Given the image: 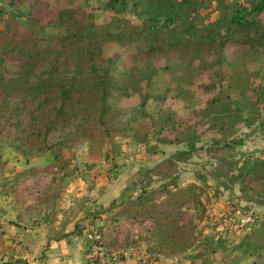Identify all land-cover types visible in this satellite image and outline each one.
<instances>
[{"label":"rangeland","instance_id":"rangeland-1","mask_svg":"<svg viewBox=\"0 0 264 264\" xmlns=\"http://www.w3.org/2000/svg\"><path fill=\"white\" fill-rule=\"evenodd\" d=\"M192 1L197 2V9L192 14L195 21L207 26L218 16L221 2L247 5L248 0ZM109 2L0 0V29L4 30L7 23H14L21 31H30L34 28L33 20L46 23L54 18L58 10L69 8L81 10L97 25L116 17L142 23L143 11L141 6L133 4L134 0H120L113 6ZM120 2L127 6L123 7ZM262 20L264 26V16ZM221 51L208 54L203 65L187 59L182 69L164 55L145 59L135 55L134 47L107 43L103 47V61L114 58L121 75H125L124 80L127 79L131 86V95L121 101V107L126 109V121L133 131L127 136H114L101 143L82 141L71 148H58V152L61 149L58 162L53 160L55 154L50 151L47 153L49 156L44 158L51 161L49 165L42 171L37 169L39 173L27 178L24 175L16 177L18 172L8 166L16 163L19 157L24 161V156L0 139V194L6 197H2L4 202L15 209H22L24 217L30 222L35 219L34 223L53 219L58 203L62 212H66L62 220L74 219L75 216L71 218L74 212L72 206L77 205L83 209L77 215L84 226L82 233L97 232L103 238L101 232L104 230L111 232L115 240L112 249L102 243L104 259L101 264L262 263L264 183L258 185L256 195H243L237 176L240 167H249L250 159L264 158V127L261 125L264 103L259 115L251 105L263 95L264 61L253 59L234 65L230 56L244 50L228 45ZM20 60L12 57L7 64L14 66ZM134 87L141 92H135ZM219 91L229 95L233 115L229 119V127L221 130L211 127L212 124L207 121L210 110L206 105L219 96ZM144 101V107H140ZM161 112L172 113L175 120L195 131L196 141L192 148L187 144L160 142L159 139L174 127L161 117ZM235 114L242 119H235ZM247 117H256L258 122L249 125L243 120ZM135 132L140 139L133 135ZM56 135H51L49 141H54ZM187 149L192 150V156L186 162L176 164L172 177L179 187L190 183L200 186L199 194L205 211L189 209L190 215H197L195 232L198 239L182 255L156 256L147 251L140 236L142 223L137 219L129 220L122 213L129 206L127 200L133 202L143 186L152 191L169 183L171 179L167 178L169 176L161 165L162 161ZM61 166L64 167L60 170ZM112 184L115 189L111 194L113 198L106 197L105 205H91L92 200ZM114 199L116 203L113 204ZM43 214L45 217H41ZM249 214L253 215V221L244 222ZM22 219L23 216H18L17 220ZM143 223L146 224V221ZM82 244L85 248L86 245ZM86 264L89 262L86 261Z\"/></svg>","mask_w":264,"mask_h":264},{"label":"trees","instance_id":"trees-1","mask_svg":"<svg viewBox=\"0 0 264 264\" xmlns=\"http://www.w3.org/2000/svg\"><path fill=\"white\" fill-rule=\"evenodd\" d=\"M119 1L110 0L109 4L113 6ZM133 4L141 6V24L116 17L97 25L81 10L69 8L58 10L46 23L33 20L34 28L30 31H21L14 23L0 29V139L13 151L26 160L51 151L55 154L53 160L58 162V148H71L82 141L101 143L133 131L126 121L127 111L121 107V101L131 95V86L114 58L103 61V47L107 43L134 47L135 55L145 59L164 55L182 69L187 59L203 65L208 54L221 53L228 45L244 50L230 56L234 65L253 59L264 61V0H248L247 5L221 2L218 16L207 26L195 21L192 14L197 2L192 0H134ZM12 57L21 60L8 66ZM133 89L141 92L138 87ZM219 92L206 105L210 110L207 121L221 130L229 127L233 115L229 95ZM262 94L251 102L258 115L264 103V90ZM160 115L175 127L160 142L192 148L195 131L175 120L170 112ZM235 117L242 119L236 114ZM243 120L249 125L258 122L256 117ZM261 125L264 127V121ZM56 133L55 140L49 141ZM133 135L141 138L136 132ZM190 156L192 150L187 149L164 159L161 165L171 179L169 183L152 191L143 186L133 202L127 200L129 206L122 214L142 223L140 236L150 254L177 257L188 252L198 239L197 215H190L189 209L205 211L200 186L190 183L179 187L172 177L176 164L186 162ZM250 161L249 167L239 168L237 176L240 192L247 196L256 195L258 185L264 183V158ZM83 230L78 220L72 235H81ZM101 235L102 243L112 249L115 240L111 232L103 230ZM262 261L254 264H264Z\"/></svg>","mask_w":264,"mask_h":264},{"label":"crops","instance_id":"crops-1","mask_svg":"<svg viewBox=\"0 0 264 264\" xmlns=\"http://www.w3.org/2000/svg\"><path fill=\"white\" fill-rule=\"evenodd\" d=\"M47 156L49 155L29 160L24 158V161L19 157L16 163L8 164V166L10 165L15 173L18 172L15 174L16 177L24 173L27 178L30 175H36L37 172L34 171L37 169L49 165L51 161L44 160ZM113 192L115 189L112 184L103 193L97 195L91 205H105L106 197L109 196V199H112ZM2 197L6 198L0 194V262L19 259L21 264H86L83 256L82 234L72 235L75 221L79 219L77 215L83 209L77 205L72 206L74 212L71 218L74 216L75 218L70 219V223L68 219L62 220L66 212H62L61 205L58 203L53 219L39 220L34 223L35 219H31L30 222L29 218H25V214H22V209H15L13 205L8 206ZM44 214L41 217H45ZM18 216H23V221L17 220ZM113 264L130 263L116 262Z\"/></svg>","mask_w":264,"mask_h":264},{"label":"built area","instance_id":"built-area-1","mask_svg":"<svg viewBox=\"0 0 264 264\" xmlns=\"http://www.w3.org/2000/svg\"><path fill=\"white\" fill-rule=\"evenodd\" d=\"M244 222L253 221V215L249 214L245 217ZM84 248V259L89 264H101L104 257V245H102V238L97 235V232H85L82 234Z\"/></svg>","mask_w":264,"mask_h":264}]
</instances>
